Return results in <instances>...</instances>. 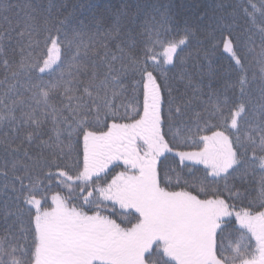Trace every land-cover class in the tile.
Listing matches in <instances>:
<instances>
[{"label": "snow or ice", "instance_id": "obj_1", "mask_svg": "<svg viewBox=\"0 0 264 264\" xmlns=\"http://www.w3.org/2000/svg\"><path fill=\"white\" fill-rule=\"evenodd\" d=\"M0 264H264V0H0Z\"/></svg>", "mask_w": 264, "mask_h": 264}, {"label": "trees", "instance_id": "obj_2", "mask_svg": "<svg viewBox=\"0 0 264 264\" xmlns=\"http://www.w3.org/2000/svg\"><path fill=\"white\" fill-rule=\"evenodd\" d=\"M82 3H88V0H81ZM177 2H179V0H177Z\"/></svg>", "mask_w": 264, "mask_h": 264}]
</instances>
